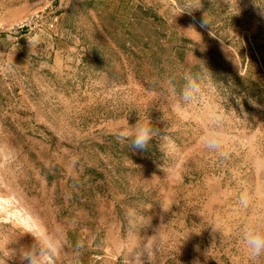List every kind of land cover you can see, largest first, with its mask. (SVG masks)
Wrapping results in <instances>:
<instances>
[{
    "label": "rangeland",
    "instance_id": "1",
    "mask_svg": "<svg viewBox=\"0 0 264 264\" xmlns=\"http://www.w3.org/2000/svg\"><path fill=\"white\" fill-rule=\"evenodd\" d=\"M186 3L0 0V264H130L145 243L151 264H250L238 199L264 205V0ZM189 69L204 83L183 107ZM217 107L224 156L200 141ZM139 118L160 130L145 150L116 139Z\"/></svg>",
    "mask_w": 264,
    "mask_h": 264
},
{
    "label": "clouds",
    "instance_id": "2",
    "mask_svg": "<svg viewBox=\"0 0 264 264\" xmlns=\"http://www.w3.org/2000/svg\"><path fill=\"white\" fill-rule=\"evenodd\" d=\"M193 4L200 5L195 8V10H198L202 7V0H187L185 5L178 4L177 15L185 11L189 13L195 11L188 10L193 7ZM209 25L208 19L204 17L201 26L207 27ZM189 29L194 30L192 27H189ZM29 43L31 49L39 46V40L35 38L29 39ZM181 79L184 83L179 87L178 91L175 83H173L172 87L173 91L177 92L178 103L183 107H187L202 92V82L204 83V79L200 74L193 73L190 69L183 73ZM223 115V110L217 107V109L211 114L214 126L211 129H205L200 137L201 145L204 149L220 156L225 155V143L224 138L221 135ZM159 135L160 130L154 127L150 118H139L135 125H127L120 129L116 133V139L122 144L126 143L127 147L137 150H145L150 146L151 141L154 138L159 137ZM238 203L243 210L250 211L240 233L243 249L250 264H259L261 258L264 257V205L254 203L253 198L247 191L241 192ZM164 211L166 210L164 209ZM144 223H147V221ZM158 229L159 228L155 230V233L158 232ZM212 230L213 232L216 231L213 227ZM29 232L35 237L34 232ZM41 239L50 250L54 249V246L46 238ZM152 252L153 249L150 248L147 243L136 247L130 256V264H137L138 260L139 264H151ZM20 261L21 264H37L35 256L30 250L21 254Z\"/></svg>",
    "mask_w": 264,
    "mask_h": 264
}]
</instances>
